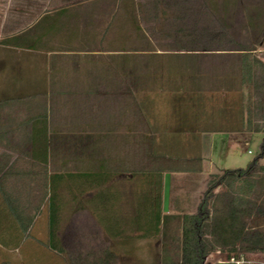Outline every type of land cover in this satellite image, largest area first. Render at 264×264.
Here are the masks:
<instances>
[{"label":"rangeland","instance_id":"374dc122","mask_svg":"<svg viewBox=\"0 0 264 264\" xmlns=\"http://www.w3.org/2000/svg\"><path fill=\"white\" fill-rule=\"evenodd\" d=\"M102 9L103 17L97 25L100 31L109 29L103 35L104 44L135 50L128 59L117 58V70L104 71L119 81L98 86L111 93L94 94L88 100H65V108L53 110L52 121L61 130L50 133L58 143L52 148L55 155L50 164L35 163L27 157L35 154L26 144L29 132H0L1 143L6 147L0 152L17 158L15 166L0 181L14 200L13 215L0 195V264H162L179 260L183 216L195 214L196 202L189 197L185 204L181 192L172 191L175 208H181L182 202L185 210L167 214L160 209L162 216L170 215L169 222L166 226L161 224L160 232L154 230L152 213L157 210L159 197L162 203V190L157 176L147 174L158 163L151 154L174 155L178 151L174 145L180 141L174 138H178L176 132L185 134L198 111L199 116H218L219 120L209 125L212 129L228 131L246 124L263 131L248 133L247 144L239 140L237 166L246 168L262 154L264 81L261 77L244 80L240 59L233 53L253 46L254 54L264 61V0H104ZM3 22L0 19L2 36L30 23L28 19L15 20L12 13L7 15L6 30ZM39 27L22 34L21 40L27 42ZM223 29L236 43L228 51L203 50L213 48L212 33ZM222 41L225 43V39ZM192 48L197 50H188ZM30 59L28 52L0 49V78H15L14 66L18 70L28 66L19 67L21 63L16 61ZM28 68L33 79L40 77L35 68ZM27 71L23 69L21 74L27 75ZM19 82L23 85L26 81ZM130 97V135L135 145L126 160L131 174H122L115 167L107 179L96 178L94 160L99 158L95 156V147H85L87 155L82 164L78 159L82 148L78 145L94 146L95 136L103 133L109 138L110 130L115 136L120 134L116 129L125 127L127 120L123 118L122 123L121 117L126 116H118V111ZM47 102L0 105V127L10 128L8 118L12 121L23 114L26 119L43 110ZM95 103L100 105L97 110L93 108ZM82 123L85 132L75 131ZM210 127H206L207 131ZM203 131L206 129L201 127L198 133ZM65 134L71 136L70 140L67 137L60 141L58 135ZM82 134L87 137L80 140ZM66 157L69 162L61 163ZM7 159L0 160V168L8 163ZM259 164H264V156ZM223 172L214 175V182ZM258 175L256 189L259 203L264 205V172ZM221 186L220 193L225 192L226 186ZM55 209L58 249L50 246V223ZM248 222L251 227L264 230V214L249 218ZM246 256L256 264H264V253Z\"/></svg>","mask_w":264,"mask_h":264},{"label":"crops","instance_id":"0c3cea01","mask_svg":"<svg viewBox=\"0 0 264 264\" xmlns=\"http://www.w3.org/2000/svg\"><path fill=\"white\" fill-rule=\"evenodd\" d=\"M103 3L104 0H0V19L4 21L2 27L4 26L5 30L7 29L8 13H12L15 20L28 19L30 21L26 27L11 35L2 36V33H0V49L30 53L31 59L29 61L20 60L16 62L21 63L19 67L30 65L35 68L36 74L40 75L39 79L37 77L33 79L32 74L29 75L27 71L28 66L23 68L27 71V75L25 73L22 75L23 69L18 70L14 66L12 69L15 78L10 80L0 78V105H9L17 101H48L44 104L43 110L29 115L26 119H23L22 113L21 117L17 116L12 121L11 117L8 118L7 121L11 127L6 128L3 125L4 127H0V132H29L27 133L26 143L31 149L29 151L33 153V149H37L39 146L43 150L47 148L48 153L46 155L44 152L42 155L38 151L35 152L40 157L46 156L47 164L52 162V157L55 155L52 148L58 145L51 139L50 133L61 130L52 121L53 110L65 108L67 106L65 100H88L94 94H110L111 92H107L102 87L98 88V86L107 82L118 83L117 77L112 78V75L109 74L110 70H117L119 64L117 58L122 56L123 59H128V56L135 54L134 49L117 48L118 44H104L103 37L107 35L109 29L105 28L100 31L97 25L103 17ZM117 4H119V1H117ZM43 22L44 24H42ZM37 26L40 28L38 33L28 36L27 42L21 40L20 36L22 34L30 32ZM125 65L128 67V62ZM105 70L109 72L105 73ZM23 79L26 82L21 85L19 81ZM121 83L128 82L122 81ZM93 108L97 110L100 105L95 103ZM132 108L133 103L130 97V99L127 98L125 105H121L118 111V116H126L121 117L120 121L123 123L124 119L127 120L125 127H117L120 129H116V133L121 132L120 134L115 136L113 131L110 130L109 138L107 134L103 133L96 135L94 146H88L86 143L78 145L82 148L78 155L79 163L82 164L87 155L85 147H95V156L99 158L94 160L97 168L95 169L96 178L107 179L111 176L109 175L110 170L115 167H119L120 171H123L122 174H131L129 172V162L126 158L129 157V151L132 153L135 145L130 135L132 126L129 123ZM195 114L197 115L192 117V127L187 128L185 134L182 135V133L176 132L179 135H177L178 138L176 136L174 138L180 141L174 145L178 149L174 155L167 152L151 154V157L154 156L153 161L158 163L147 174L156 175L158 184L161 182L159 185L162 190V203L161 206L157 203V210L161 209L167 214L184 211L185 208L182 207V202L184 201L187 204L186 200L188 201L189 197L196 202L193 213H197L204 194L214 181L215 174H220L227 169L245 168L236 165L239 140L242 139L247 144L249 142L248 133H252L254 130L263 132L259 128H251L246 124L244 126L235 125L237 127L228 131L224 128L212 129L209 125H213L216 120H219L217 115L199 116V111ZM82 124L83 126H78L75 131L85 132L84 123ZM201 127L205 128L206 131L199 134ZM206 127L211 129L207 131ZM169 129L170 131H178L177 128ZM62 131H64L63 128ZM163 131L166 130L161 132ZM58 137L60 141H64L67 137L70 140L71 136L65 134L61 137L58 135ZM86 137V134H82L78 138L82 140ZM1 142L0 137V150L6 148ZM8 152L13 154L11 151ZM36 155H27V157L35 163H44V160ZM2 158L9 159H7L8 163L3 165L4 168L0 171V177H4L17 161L15 156L0 152V160ZM68 162L67 157L66 160L64 158L61 160V163ZM81 171L82 169H79L78 173L81 174ZM86 171L88 172V170ZM221 185L223 184L220 183L216 186L218 189L214 190L215 194L220 193ZM177 190L181 192L179 194L184 198L180 205L181 208H175V200L171 197V192ZM0 195L2 196L1 192ZM212 252L215 258L228 256L226 250H214ZM254 253L262 252H249L246 255Z\"/></svg>","mask_w":264,"mask_h":264},{"label":"trees","instance_id":"16d2710c","mask_svg":"<svg viewBox=\"0 0 264 264\" xmlns=\"http://www.w3.org/2000/svg\"><path fill=\"white\" fill-rule=\"evenodd\" d=\"M211 38L212 42H214L211 46L213 48H205L203 50L228 51L229 46L236 43L234 37L225 29L216 33L214 31ZM224 39L225 43L222 41ZM217 42H220V44H217ZM221 42L224 44H221ZM254 50L256 48L253 46L243 47L240 48V51L233 54H236L240 59L244 80H254L255 77H261L264 81V61L254 54ZM42 150L43 148L39 146L37 149H33V153L36 151L40 155L43 152L45 155L48 153L47 148H44L43 152H41ZM36 156L48 162L46 156ZM263 156L264 142L262 154L251 161L246 168L227 169L219 176L218 181L211 183L203 201L199 205L198 212L183 216V240L180 259L165 261L162 264H206L207 252L214 250H226L229 258L231 255L240 258L246 256L249 252L264 253V230L256 226L251 227L248 222L249 218L264 214V205H260L259 194L256 189L259 182L258 172H264V164H259V159ZM2 168H0V171ZM90 174H94V172H90ZM57 175H60V173H57ZM3 178V176L0 177V181ZM218 183L223 184L224 187L226 186L225 192L214 193ZM0 192L7 207H14L13 197L6 193L5 188L1 184ZM158 203L159 205L161 204V197L158 198ZM11 210L13 211L14 208H11ZM52 212L50 246L58 249L56 245L57 211L55 209ZM12 214L14 215V211ZM152 217L154 230L160 232L161 224L166 226L170 215L162 216L161 210H156L152 213ZM149 227L152 230L151 224ZM218 264L235 263L221 262Z\"/></svg>","mask_w":264,"mask_h":264},{"label":"built area","instance_id":"2783aa9c","mask_svg":"<svg viewBox=\"0 0 264 264\" xmlns=\"http://www.w3.org/2000/svg\"><path fill=\"white\" fill-rule=\"evenodd\" d=\"M252 152L251 150L249 151ZM221 262H234L235 264H256L252 259H249L246 256H242L240 258H236L234 255H231L229 258L228 256L224 258H215L213 256V252L209 251L206 255L205 263L206 264H218Z\"/></svg>","mask_w":264,"mask_h":264}]
</instances>
